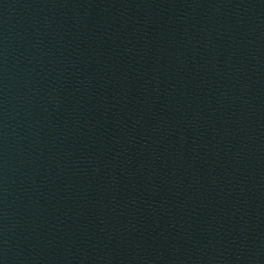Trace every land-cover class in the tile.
Here are the masks:
<instances>
[{
	"label": "water",
	"instance_id": "1",
	"mask_svg": "<svg viewBox=\"0 0 264 264\" xmlns=\"http://www.w3.org/2000/svg\"><path fill=\"white\" fill-rule=\"evenodd\" d=\"M0 264H264V0H0Z\"/></svg>",
	"mask_w": 264,
	"mask_h": 264
}]
</instances>
